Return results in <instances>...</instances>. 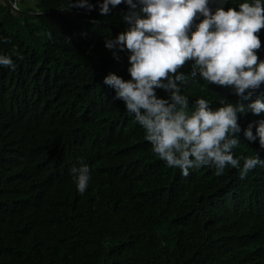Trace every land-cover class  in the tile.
I'll use <instances>...</instances> for the list:
<instances>
[{"label":"trees","instance_id":"trees-1","mask_svg":"<svg viewBox=\"0 0 264 264\" xmlns=\"http://www.w3.org/2000/svg\"><path fill=\"white\" fill-rule=\"evenodd\" d=\"M34 1L0 0V55L15 64L0 65V264H264V167L244 179L230 166L183 176L103 83L110 73L131 79L129 54L105 48L126 30L127 6L101 16L70 8L77 0ZM243 2L225 0L224 10ZM259 38L264 61V29ZM191 63L181 69L190 110L201 98L214 110L239 101L191 77ZM260 119L239 117L237 157L264 159L258 139L244 137ZM83 165L91 179L81 195L73 169Z\"/></svg>","mask_w":264,"mask_h":264},{"label":"clouds","instance_id":"clouds-1","mask_svg":"<svg viewBox=\"0 0 264 264\" xmlns=\"http://www.w3.org/2000/svg\"><path fill=\"white\" fill-rule=\"evenodd\" d=\"M121 4L127 6L122 16L126 30L106 39L105 48L117 60L118 53L129 54L131 79L125 81L110 73L103 83L145 130L144 138L154 154L185 177L190 169L204 166H213L215 175L221 176L230 166L244 179L257 166L264 167L259 153L237 157L234 152L240 144L239 117L264 113V92L252 100L264 85V61L257 55L259 33L264 29V0L243 2L238 10L229 7L227 11L225 0H103L96 6L77 0L69 7L89 13L98 7L101 16H108ZM210 4L216 5L214 11ZM4 42L9 41L4 38ZM189 62L191 77L230 89L239 101L232 104L220 99L221 106L214 110L201 98L190 110L189 99L182 94L189 76L181 71ZM0 65L15 68L8 55H0ZM157 89L167 98L159 97ZM244 137L250 142L258 139L264 149V119L249 123ZM73 173L77 191L83 195L91 179L90 169L83 165Z\"/></svg>","mask_w":264,"mask_h":264},{"label":"rangeland","instance_id":"rangeland-1","mask_svg":"<svg viewBox=\"0 0 264 264\" xmlns=\"http://www.w3.org/2000/svg\"><path fill=\"white\" fill-rule=\"evenodd\" d=\"M34 3H35L34 0H26V5H31V6H33Z\"/></svg>","mask_w":264,"mask_h":264},{"label":"built area","instance_id":"built-area-1","mask_svg":"<svg viewBox=\"0 0 264 264\" xmlns=\"http://www.w3.org/2000/svg\"><path fill=\"white\" fill-rule=\"evenodd\" d=\"M13 5H15V7H13ZM13 5H12V8L14 9V10H19V8H18V5H17V3L15 2V3H13Z\"/></svg>","mask_w":264,"mask_h":264}]
</instances>
